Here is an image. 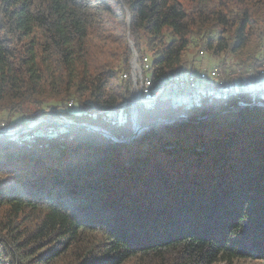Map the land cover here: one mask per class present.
<instances>
[{
  "label": "trees",
  "instance_id": "obj_1",
  "mask_svg": "<svg viewBox=\"0 0 264 264\" xmlns=\"http://www.w3.org/2000/svg\"><path fill=\"white\" fill-rule=\"evenodd\" d=\"M130 40L153 79L191 71L192 43L258 76L264 0H0L5 123L130 136ZM171 95L138 103L137 124L189 120L128 143L51 122L0 136V264H264V95Z\"/></svg>",
  "mask_w": 264,
  "mask_h": 264
},
{
  "label": "rangeland",
  "instance_id": "obj_2",
  "mask_svg": "<svg viewBox=\"0 0 264 264\" xmlns=\"http://www.w3.org/2000/svg\"><path fill=\"white\" fill-rule=\"evenodd\" d=\"M195 43H192L185 54V61L189 66V69H181L172 77H164V79H171L177 74L186 75L188 73L195 74L201 71L217 70V77L209 79L206 83V87L203 91L195 93V97L199 98L200 94L210 92L214 94H222L223 92H236V91H249L259 92L264 95V73L260 72V75H255L251 67L248 65L239 64L237 59L233 56H213L205 51L197 50L194 47ZM136 64H138L136 62ZM133 64H131L132 69ZM188 66V67H189ZM264 70V67L261 68ZM171 98L177 102V95L172 94ZM191 99V98H190ZM71 108V109H70ZM64 110L78 112L77 106L69 107L64 105ZM106 117L114 122H123L126 112L124 106H120L116 109H112L105 113ZM6 114H0V131L1 130H15L19 126L29 124L32 120L27 115L16 114L8 123H5ZM58 122H68L64 116L58 117ZM3 123V125H1ZM223 264V263H219Z\"/></svg>",
  "mask_w": 264,
  "mask_h": 264
},
{
  "label": "built area",
  "instance_id": "obj_3",
  "mask_svg": "<svg viewBox=\"0 0 264 264\" xmlns=\"http://www.w3.org/2000/svg\"><path fill=\"white\" fill-rule=\"evenodd\" d=\"M145 64L141 67L139 64L133 65L130 72V79L133 83L131 102L144 105L153 104L160 96L165 94L177 95L181 102L195 101V93L203 91L209 79L217 77V70L201 71L195 74L176 75L173 79H164V77L153 79L145 73L147 70V58ZM264 73V70H261ZM126 77V75H124ZM227 92L221 94L225 98ZM191 98V99H190ZM72 106V102L68 104ZM3 125V123L1 124Z\"/></svg>",
  "mask_w": 264,
  "mask_h": 264
},
{
  "label": "water",
  "instance_id": "obj_4",
  "mask_svg": "<svg viewBox=\"0 0 264 264\" xmlns=\"http://www.w3.org/2000/svg\"><path fill=\"white\" fill-rule=\"evenodd\" d=\"M127 19H128V26H129L130 25V13L129 12H127ZM129 44H130V48H131V50L133 52V58L131 60V64L136 65L137 54L135 52L132 40L129 41ZM182 103H187V102H182ZM136 105L137 104L134 103V102L130 103L131 118L133 120V132L130 134V136L125 137L123 139H120V138L114 136L109 131L104 130V129L100 128V127H96V126H92V125H88V124H84V123L56 122V121H53V120L47 119V118H38L36 120H33L29 124H27L25 127H23L22 129L1 130L0 131V136H17L19 134H22V133H25V132H28V131H31V130L35 129L38 125H40L43 122H51V123H53L54 125H56L58 127H82V128L87 129V130H90V131H95V132L99 133L100 135L104 136L110 142H112L114 144H121V143H128V142L132 141L133 139L136 138V136L142 130H144L145 128L149 127L150 125H154V124H158V123H167V122H171V121H174V120H177V119H181V118H185V119L189 120V118H187V117H181L180 116V117H174L172 119H160V120H157V121L152 122L150 124L140 126L136 122V119H137ZM252 106H255V105H252ZM201 120L202 119H196V120H193V121L198 122V121H201Z\"/></svg>",
  "mask_w": 264,
  "mask_h": 264
},
{
  "label": "bare ground",
  "instance_id": "obj_5",
  "mask_svg": "<svg viewBox=\"0 0 264 264\" xmlns=\"http://www.w3.org/2000/svg\"><path fill=\"white\" fill-rule=\"evenodd\" d=\"M171 79H173V78H171Z\"/></svg>",
  "mask_w": 264,
  "mask_h": 264
}]
</instances>
